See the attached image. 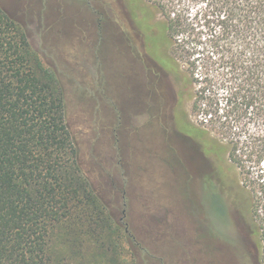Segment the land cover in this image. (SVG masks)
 I'll list each match as a JSON object with an SVG mask.
<instances>
[{"label":"trees","instance_id":"16d2710c","mask_svg":"<svg viewBox=\"0 0 264 264\" xmlns=\"http://www.w3.org/2000/svg\"><path fill=\"white\" fill-rule=\"evenodd\" d=\"M121 1L177 104L191 102L199 124L180 118L185 136L231 171V201L264 264V0ZM113 235L62 86L0 5V264H71L55 239L80 257Z\"/></svg>","mask_w":264,"mask_h":264},{"label":"rangeland","instance_id":"374dc122","mask_svg":"<svg viewBox=\"0 0 264 264\" xmlns=\"http://www.w3.org/2000/svg\"><path fill=\"white\" fill-rule=\"evenodd\" d=\"M0 5L25 28L32 48L58 78L83 169L115 231L102 248L85 245L80 257L58 239L56 251L71 264H259L257 245L228 192L231 171L219 174L198 140L185 136L181 119L199 124L188 98L177 104L168 80L167 88L159 82L166 97L163 120H150L139 106L132 58L120 37L121 26L134 33L122 1ZM206 229L223 236V247L200 255L197 236L212 242L202 234Z\"/></svg>","mask_w":264,"mask_h":264},{"label":"flooded vegetation","instance_id":"af4514ba","mask_svg":"<svg viewBox=\"0 0 264 264\" xmlns=\"http://www.w3.org/2000/svg\"><path fill=\"white\" fill-rule=\"evenodd\" d=\"M131 21V20H130ZM134 33L127 32L123 26H121V38L123 39V44H127L128 47L127 52L132 58L133 64V75L135 81V91L137 102L139 106L142 105V109L150 115V120L162 117L164 119L165 114L164 110L166 106L164 105L166 102V97L161 89H159L160 85L159 82H163L166 84L167 88V76L165 74V68L156 62L151 55L147 52L146 44L144 41L143 33L135 26H131ZM165 87V85H164ZM142 90V93L139 96V91ZM156 90L157 93L155 94V98H153V91ZM162 91V92H161ZM165 97V98H164ZM177 102V101H176ZM164 114V115H163ZM150 120L148 122H150ZM147 122V123H148ZM171 121H169L170 123ZM147 123L145 125H147ZM178 131L179 129L176 128ZM187 137V136H186ZM189 140L193 138L187 137ZM196 142V141H195ZM198 148H201L200 145L196 142ZM205 157H207L205 155ZM215 164V162H214ZM214 166L212 167V170ZM214 173V172H213ZM215 175V173H214ZM228 205V204H227ZM229 206V205H228ZM205 238H211L212 242L203 241L199 236H197L198 245H199V252L200 255H203V250L205 251H221L222 250V235L219 232L211 231L210 229H206L205 232L202 233ZM243 252H245V245L244 242L247 236H243ZM209 263H212L209 261Z\"/></svg>","mask_w":264,"mask_h":264}]
</instances>
